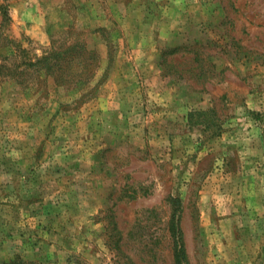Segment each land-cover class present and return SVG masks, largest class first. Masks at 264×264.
Instances as JSON below:
<instances>
[{
	"label": "rangeland",
	"instance_id": "rangeland-1",
	"mask_svg": "<svg viewBox=\"0 0 264 264\" xmlns=\"http://www.w3.org/2000/svg\"><path fill=\"white\" fill-rule=\"evenodd\" d=\"M1 61L0 262L264 264V0H0Z\"/></svg>",
	"mask_w": 264,
	"mask_h": 264
},
{
	"label": "crops",
	"instance_id": "crops-1",
	"mask_svg": "<svg viewBox=\"0 0 264 264\" xmlns=\"http://www.w3.org/2000/svg\"><path fill=\"white\" fill-rule=\"evenodd\" d=\"M35 8H37V6H35ZM12 9H13V12H17L16 15L12 13L13 21H15V23L17 22L18 24H20V23L24 24L28 33H31V35L33 37H35L37 35V34H34V25L36 23L30 24L28 21H31V19L30 20L26 19V18H29L28 16H26V12L29 11L28 10L29 8L27 7V5L26 4H23V5L17 4ZM37 24L39 25V23H37ZM254 103L255 102H253L252 104L254 105ZM257 108H258V106H256V109ZM229 141H231L233 143L232 140H229ZM256 141H258V134H255L254 129L251 128L248 131L247 136L243 137V139L239 140L238 144H236L237 155L239 156L238 158L241 159V163H242L241 166H247V165L250 166L251 165L250 163H252V161L254 160L253 157L255 155H261L262 156L264 154V152H261ZM218 163H220V162H218ZM62 203L63 202L55 203L54 210L52 212L45 213L44 215H42V217L44 219H49V220H53V221H61L64 216L68 217L71 215H76V212H74V211H73L74 213L70 212V210H71L70 207H68V208L66 207L65 210L62 211ZM56 204H58L59 206ZM69 205H71V206L73 205L75 207V206L80 205V204H77V201H75V202L69 203ZM39 217H40V215H39ZM75 218L77 219V217H75V216L72 217V220L74 219V221H75ZM69 219H70V217H69ZM61 229L63 230V228H60V227L57 229L55 228V229H53V230L51 229V230H52V232H55L58 230L59 234H61ZM67 234L71 235L70 233H67ZM40 236H42L41 233H40ZM22 239H23V240H21L22 246L20 245V248H19L17 245H14L13 246L14 248L13 249L11 248V251L15 250L17 252V251H20L21 249H23L24 247L25 248L27 247V243H25V241H24L25 237L23 236Z\"/></svg>",
	"mask_w": 264,
	"mask_h": 264
},
{
	"label": "trees",
	"instance_id": "trees-1",
	"mask_svg": "<svg viewBox=\"0 0 264 264\" xmlns=\"http://www.w3.org/2000/svg\"><path fill=\"white\" fill-rule=\"evenodd\" d=\"M54 42V40H53ZM66 42V41H65ZM79 49L83 50V52L85 53H91L92 51L88 48L87 46V43L85 41V43L83 44H74V45H71L69 46L66 50H65V53L66 52H73V51H78ZM47 53V54H46ZM45 55H43L41 58H39L38 60H35V59H32L30 60L29 62H23V65H26L28 67H31V66H40L39 68V71H41L42 69L43 70H46L47 71V74L49 75H53L56 82L58 84H62L64 83V81L66 80H61L62 79V76L60 77V75L58 74V72H56V68H62L61 64H60V61L56 58H54L55 56H57V52L55 51V49H53L52 51L50 52H46ZM73 54V53H72ZM72 54H69V57H70V60H69V64L71 62H73L74 60V55ZM93 54V52H92ZM69 57H66V58H69ZM6 59V58H4ZM16 64H13V66H15ZM18 67H20V65H17ZM10 71H13V67L12 66H9L6 62L4 61H1L0 62V74H3V73H7V72H10ZM89 78H86L84 80H80V79H77L76 81L79 82V81H84L83 83L84 84H87L89 82L88 80ZM176 224H173V226L175 227ZM177 255V261L178 262H182V260L184 259V255L182 253H176ZM0 264H38L37 262H34V261H27V260H24L22 255L20 253H16L11 259L9 260H4L2 262H0Z\"/></svg>",
	"mask_w": 264,
	"mask_h": 264
}]
</instances>
